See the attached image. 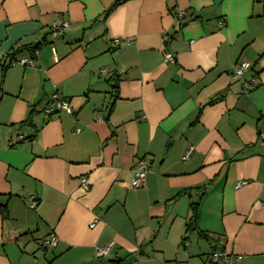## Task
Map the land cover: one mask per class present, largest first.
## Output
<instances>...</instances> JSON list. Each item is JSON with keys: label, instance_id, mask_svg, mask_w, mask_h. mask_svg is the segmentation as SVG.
Segmentation results:
<instances>
[{"label": "crops", "instance_id": "0c3cea01", "mask_svg": "<svg viewBox=\"0 0 264 264\" xmlns=\"http://www.w3.org/2000/svg\"><path fill=\"white\" fill-rule=\"evenodd\" d=\"M113 2L0 0V264H264V0Z\"/></svg>", "mask_w": 264, "mask_h": 264}, {"label": "built area", "instance_id": "2783aa9c", "mask_svg": "<svg viewBox=\"0 0 264 264\" xmlns=\"http://www.w3.org/2000/svg\"><path fill=\"white\" fill-rule=\"evenodd\" d=\"M177 17L179 19L182 18L183 13H179ZM66 28H68V23L58 20L51 25L50 31L52 33H57L60 30H63ZM115 44L118 45L119 41H115ZM165 61L170 64H174V58L169 53L165 54ZM16 64H20L24 66H31L32 59H30L29 57L20 56L11 62V65H16ZM249 67H250V64L248 62L243 61V62L238 63L234 68V72H233L234 76L236 78H242L245 72L249 69ZM251 82L252 81L246 82L243 84L245 92H248L249 90H251L252 88ZM52 103H53L52 107H49L45 110V113L47 115L54 114L55 112H64L66 115L72 114L71 107L67 100L60 99L56 95H54L52 97ZM259 140L264 145V130H261L259 132ZM192 150H193L192 147H188L185 153L182 155L181 160L186 161L188 159V156L192 153ZM150 164H151L150 160L147 157L137 160L136 164L134 165L133 176H132V180L130 183V186L132 189L136 190L143 186L148 169L150 167ZM80 183L83 188H86V180L84 178L80 180ZM242 184L244 183H240L236 187H239ZM33 206H35V202L32 204L31 207ZM96 223H97V218H94L92 222L90 223V227L93 228ZM56 241H57L56 237L52 236L49 239L45 240L43 242V245L44 246H55ZM109 250H110V246L105 247V248H97L96 256L97 257L106 256L109 253ZM207 260L209 264H240L239 263L240 257L236 255L228 254L221 248H215L212 252H210Z\"/></svg>", "mask_w": 264, "mask_h": 264}, {"label": "trees", "instance_id": "16d2710c", "mask_svg": "<svg viewBox=\"0 0 264 264\" xmlns=\"http://www.w3.org/2000/svg\"><path fill=\"white\" fill-rule=\"evenodd\" d=\"M126 0H114V2L111 4V6L107 9V11L103 14V19L106 18L116 7H118L121 3H123ZM38 44L36 45H31V46H23V47H19L15 50H13L8 56V61H9V65L11 64V62L16 59L17 57L22 56L24 53L27 54V56L33 60L35 52L39 49ZM6 67L4 66V69ZM117 87H113V89H115ZM34 110L30 111V114L28 116V118L23 122L24 124L30 123V117L34 114ZM0 213L2 214V218H7V210L5 205L0 206ZM195 209L192 210V217H191V222L190 224H188V228L189 226L193 225V221L195 219ZM200 234V233H199ZM200 236H202L204 239H207L208 241H211V239L205 235V234H200Z\"/></svg>", "mask_w": 264, "mask_h": 264}, {"label": "water", "instance_id": "95a60500", "mask_svg": "<svg viewBox=\"0 0 264 264\" xmlns=\"http://www.w3.org/2000/svg\"><path fill=\"white\" fill-rule=\"evenodd\" d=\"M134 260V257L131 256V257H128L123 264H130L132 261Z\"/></svg>", "mask_w": 264, "mask_h": 264}]
</instances>
